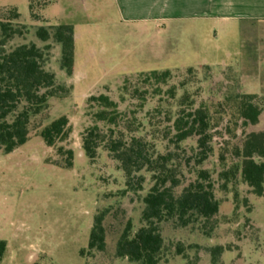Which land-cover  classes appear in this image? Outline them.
Masks as SVG:
<instances>
[{"label": "rangeland", "instance_id": "1", "mask_svg": "<svg viewBox=\"0 0 264 264\" xmlns=\"http://www.w3.org/2000/svg\"><path fill=\"white\" fill-rule=\"evenodd\" d=\"M29 3L0 0L3 9L17 8L26 27V34L12 38L6 49L32 43L48 46L44 67L66 91L32 118L24 145L0 154V241L7 243L0 264H138L117 257L115 248L127 221L133 233L142 226L143 197L153 184L151 175L143 173V191L124 194V174L107 151L100 148L94 162L88 159L81 140L93 124L89 98L108 95L138 130L136 135L155 138L161 153L174 150L162 136L170 132L179 111L205 105L213 110L239 93H264V58L262 68H249L247 59L264 57V22H126L114 0H56L44 7L36 3L40 19L34 20ZM62 24L75 31L73 76L61 67V45L36 36L39 27ZM189 68L194 71L189 73ZM164 70H171L172 77L159 86L142 75ZM173 88L174 98L169 93ZM183 96L188 100L181 106ZM62 115L69 118L70 137L48 147L40 131ZM223 116L226 124L229 114ZM237 130L241 132L239 126ZM215 140L222 142L221 134ZM59 147L72 149L71 167L64 165ZM218 152L215 149L203 164L221 206L217 227L205 236L198 225L183 228L163 222L166 249L160 264H264V195L254 194L239 175L224 187L220 174L230 164L222 166ZM179 154L185 162L187 153ZM104 209L110 210L105 222L107 248L83 256L94 217ZM178 246L183 248L180 255ZM217 246L224 251L214 260L212 249Z\"/></svg>", "mask_w": 264, "mask_h": 264}, {"label": "trees", "instance_id": "2", "mask_svg": "<svg viewBox=\"0 0 264 264\" xmlns=\"http://www.w3.org/2000/svg\"><path fill=\"white\" fill-rule=\"evenodd\" d=\"M53 1L56 0H30L31 18L40 19L36 3L44 7ZM20 18L17 8L0 7V154H9L24 145L30 138L32 118L40 115L54 97L66 91L56 84L54 73L44 67L48 46L40 48L32 43L6 49L7 42L12 38L26 34V27L21 24ZM36 36L42 42L53 39L61 45V67L68 76H73L74 27L66 24L49 29L39 27ZM193 71V68L188 69L189 73ZM142 75L148 82L159 86L171 79L172 71H150ZM125 89L127 91L128 87ZM169 93L172 98L176 96L174 88ZM187 100L188 96H183L181 106ZM223 114H229L226 124ZM88 115L93 124L85 129L81 140L88 159L94 162L100 148L107 151L124 174V194L144 190V172L151 175L153 182L143 197L142 226L133 233L131 221H127L117 240L115 254L119 258H128L138 264H160L166 249L161 231L163 222H172L176 227L183 228L198 225L205 236L213 233L221 206L215 196L211 173L203 168V164L215 149L219 150L221 165L227 167L230 164L220 174L225 179L224 187L239 175L254 194L264 195V95L239 93L226 98L213 110L205 105L179 111L170 132L162 136L163 140L168 139V147L173 146L174 150L170 147L164 153L157 150L155 138L149 140L136 135L138 130L133 128V123L119 110L118 103L108 95L91 96ZM219 127L222 131H218ZM218 133L222 142L215 140ZM70 134L66 115L51 121L40 131L44 143L51 148L68 140ZM186 142L193 144L183 145ZM179 150L187 153L185 162H182ZM57 153L65 160L66 167L72 166V149L59 147ZM187 174L193 177L188 178ZM109 211L104 209L95 215L88 249L82 251L83 256L106 250L105 222ZM6 250L7 243L0 241V263ZM182 251L183 248L178 246V255ZM223 251V246L214 247V260Z\"/></svg>", "mask_w": 264, "mask_h": 264}, {"label": "crops", "instance_id": "3", "mask_svg": "<svg viewBox=\"0 0 264 264\" xmlns=\"http://www.w3.org/2000/svg\"><path fill=\"white\" fill-rule=\"evenodd\" d=\"M126 22H264V0H114ZM259 55L248 56L249 68H262ZM258 95H264L258 94Z\"/></svg>", "mask_w": 264, "mask_h": 264}]
</instances>
